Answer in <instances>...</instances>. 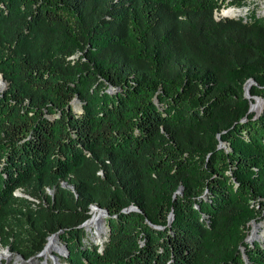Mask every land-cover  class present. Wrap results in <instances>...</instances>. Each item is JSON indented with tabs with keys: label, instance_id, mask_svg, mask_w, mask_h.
<instances>
[{
	"label": "trees",
	"instance_id": "16d2710c",
	"mask_svg": "<svg viewBox=\"0 0 264 264\" xmlns=\"http://www.w3.org/2000/svg\"><path fill=\"white\" fill-rule=\"evenodd\" d=\"M244 1L0 0L2 246L37 258L58 234L66 264H245L242 246L264 264L244 242L264 103L252 117L243 96L251 79L264 100V16L213 15Z\"/></svg>",
	"mask_w": 264,
	"mask_h": 264
},
{
	"label": "rangeland",
	"instance_id": "374dc122",
	"mask_svg": "<svg viewBox=\"0 0 264 264\" xmlns=\"http://www.w3.org/2000/svg\"><path fill=\"white\" fill-rule=\"evenodd\" d=\"M234 7H236L237 9L238 8H245V11L243 14H240V15L234 16V17H242L243 19H251L252 16L253 17L264 16V0H245L243 3H241L240 6H234ZM219 14H221L220 10L215 11L214 18H224L225 17V16L221 17ZM5 87H6V84H4V81L2 80L1 75H0V94L5 89ZM256 99H258V100L255 101ZM247 101H248V107H249V104H252L253 106L257 107V108H255V107L253 108L255 110H253L251 107L250 111L247 110V113L249 115H251L252 117L258 116V114L260 113V111L262 109V105L264 103L263 98L258 96V95H250V98H248ZM71 105L74 109L80 108L79 103L75 99H73V101L71 102ZM219 145H220V147L225 148V150L230 149L227 141L219 140ZM229 173L230 172L228 171L227 174H229ZM181 192H182V189L179 192L176 189L174 193L179 194ZM47 193H50V191H47ZM261 200L264 201V198H261ZM254 204L256 205L257 208H260V204H258L257 202H254ZM91 210L92 209H90V218L92 217V219H93L94 215L91 213L93 210L92 211ZM261 211L262 212H260V215H258L256 219L250 220L248 222V225H247L246 236L244 238V242H246L250 245L253 242H257L260 245H262L264 243V209H262ZM97 213H98V210H97L96 214ZM169 213L167 215V223H169L172 219V216H171V218H169ZM102 217H104V216H98L97 219L101 218V219H99V222H101V226L105 230V226L102 225V220L104 219ZM86 221H88V220H86ZM86 225H87V223L83 226H85L89 230H92L93 236H91V234H89L87 232L89 239H91L93 242H98V239L95 236L96 233H98V234H100L99 240L100 241L104 240V237H105L104 231L102 232V231L98 230V232H96V228H94L95 226L94 227H87ZM154 226H157V225H154ZM157 227L162 228L161 226H157ZM256 227H257V230H256ZM252 234L254 237L251 236V238L249 240L248 237ZM261 234H263L262 238H260ZM57 242L59 245H61L62 251H63L62 254H63L65 251L64 246L60 241H58V238H57ZM45 244H46V242H45ZM29 250H31V247H26L25 249H23V253L14 252V251H10L7 247H4L0 244V264H31V263L36 264V262L33 261L36 256H33V255L27 256V257L24 256V253L29 252ZM239 251H240V254H241L245 264H248V260L245 256V253H244V247L240 246ZM41 253H42V251L38 255H40ZM59 260L62 264H66V262L64 261V256L59 255Z\"/></svg>",
	"mask_w": 264,
	"mask_h": 264
},
{
	"label": "bare ground",
	"instance_id": "6f19581e",
	"mask_svg": "<svg viewBox=\"0 0 264 264\" xmlns=\"http://www.w3.org/2000/svg\"><path fill=\"white\" fill-rule=\"evenodd\" d=\"M244 11L245 10L243 8H239V9L231 8V9H227L225 11L221 10V14L220 15H222V16H238L240 14H243ZM257 100L258 99H256L255 101H257ZM250 105H251L252 109L255 107L252 104H250ZM255 108H257V107H255ZM253 110H255V109H253ZM92 210H91L92 211L91 213L94 216H93V219L91 218L90 221L89 220L87 221L88 222L87 225H90V227H94L95 226L94 228H96L97 231H98L102 227L101 226V222H99V219H101V218L97 219L98 216H100V215L96 214V212H97L96 209H92ZM256 230H257V227H256ZM251 236H253V234ZM262 237H263V234H261L260 238H262ZM47 242H48V243H46L47 246L45 245L46 248L44 247V249L42 250L43 253H41V255L38 256L37 259L35 258L33 261H35L36 264H62L60 262V260H59V255L61 256L63 251H62L61 245L58 244L56 237L53 236V237L48 238Z\"/></svg>",
	"mask_w": 264,
	"mask_h": 264
},
{
	"label": "water",
	"instance_id": "95a60500",
	"mask_svg": "<svg viewBox=\"0 0 264 264\" xmlns=\"http://www.w3.org/2000/svg\"><path fill=\"white\" fill-rule=\"evenodd\" d=\"M231 8H235V9H237L236 7H234V6H227V7H223V8H221L220 9V12H221V10H223V11H225V10H227V9H231ZM239 9V8H238ZM244 10H245V8H243ZM220 15V14H219ZM221 17H224V16H222V15H220ZM225 17H234V16H225ZM215 19H219V18H215ZM4 84H6L5 82H4ZM252 84H254V81L253 80H251V79H248L245 83H244V86H243V96H244V98H246V99H248V98H250V95H249V93H248V88H249V86L250 85H252ZM250 109H251V105L249 104V107H248V111H250ZM220 146V145H219ZM61 185L62 186H66V183L65 182H62L61 183ZM182 189V186L181 185H179L178 186V188H177V191L179 192L180 190ZM17 194H19L18 192H16ZM90 209H96V210H98V215H100V216H106V210L105 209H102V208H99L97 205H95V204H93V205H91L90 206ZM130 210H135V211H137L138 209L136 208V207H134V206H130L129 208H127V209H125L124 211H130ZM171 216H172V213L170 212L169 213V218H171ZM86 223H88L87 221H85L82 225H85ZM153 227H155V228H159V227H157V226H154V225H152ZM53 236H55L56 237V239L58 238V234H52V235H50L48 238H50V237H53ZM47 238V239H48ZM250 238H251V235L248 237V239L250 240ZM65 249V248H64ZM43 250V249H42ZM41 250V251H42ZM40 251V252H41ZM39 252V253H40ZM38 253V254H39ZM37 254V255H38Z\"/></svg>",
	"mask_w": 264,
	"mask_h": 264
},
{
	"label": "built area",
	"instance_id": "2783aa9c",
	"mask_svg": "<svg viewBox=\"0 0 264 264\" xmlns=\"http://www.w3.org/2000/svg\"><path fill=\"white\" fill-rule=\"evenodd\" d=\"M214 14H215V12H214ZM214 14H213V15H214Z\"/></svg>",
	"mask_w": 264,
	"mask_h": 264
}]
</instances>
